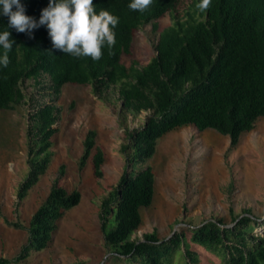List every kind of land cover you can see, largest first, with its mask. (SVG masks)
<instances>
[{
  "label": "trees",
  "instance_id": "obj_1",
  "mask_svg": "<svg viewBox=\"0 0 264 264\" xmlns=\"http://www.w3.org/2000/svg\"><path fill=\"white\" fill-rule=\"evenodd\" d=\"M179 1L153 0L147 10L139 12L128 7L132 0H93L97 14L103 9L119 17L111 54L105 46L98 61L54 49L46 25L30 34L10 28L0 6V33L9 31L14 41L9 65H0V110H13L26 102L30 108L26 130L30 170L17 197L22 202L51 166L63 87L89 85L101 100L117 88L121 118L126 119V113L148 115L141 127L125 130L121 152L126 165L101 206L105 243L116 259L127 264L182 260L183 264H200L198 254L190 249L195 245L222 264H264V221L258 223L249 212L234 217L231 227L221 221L192 227L189 242L183 233L160 240L156 232L132 240L142 223L141 208L153 203L155 174L148 161L165 134L188 125L199 131L213 129L229 137L234 148L243 133L264 119V0H211L203 12L196 7L200 0H192L183 15L172 14L171 25L159 32L155 56L147 64L132 62L126 67L122 63L123 54L130 53L134 31L152 24L157 32V21L173 13ZM20 3L38 23L49 0ZM3 52L0 46V57ZM26 82H32L29 93ZM96 139L97 132L90 130L80 170L91 159L94 177L100 180L105 154ZM64 175L62 166L45 202L30 219L26 244L13 260L0 257V264H22L44 250L65 212L80 204L79 190L69 192L60 185ZM112 217L114 226L108 229Z\"/></svg>",
  "mask_w": 264,
  "mask_h": 264
},
{
  "label": "rangeland",
  "instance_id": "obj_2",
  "mask_svg": "<svg viewBox=\"0 0 264 264\" xmlns=\"http://www.w3.org/2000/svg\"><path fill=\"white\" fill-rule=\"evenodd\" d=\"M191 2L180 0L173 13L157 21V32L152 24L135 30L130 53L123 54L122 63L126 67L132 62L147 64L155 56L159 32L171 25L172 14L183 15ZM25 88L31 92L32 82H26ZM116 90H109L101 100L89 85L63 87L51 166L22 202L17 194L30 170L26 136L30 108L26 102L13 110H0V257L13 260L26 244L30 219L45 202L64 166L60 185L69 192L79 190L81 202L58 221L48 246L22 264H127L116 259L105 243L101 206L126 165L121 152L125 130L141 127L148 113H126V119L121 118ZM90 130L97 132L96 146L105 154L100 180L94 177L91 159L80 170ZM148 164L155 174V195L150 207L141 208L142 223L132 240H143L144 235L156 232L160 240L183 233L189 242L190 228L210 221L231 227L233 218L246 212L258 223L264 221L263 118L253 130L241 135L234 148L229 137L213 129L199 131L191 125L177 128L158 141ZM113 226L112 217L108 229ZM190 249L198 254L200 264H222L204 248L191 245Z\"/></svg>",
  "mask_w": 264,
  "mask_h": 264
},
{
  "label": "clouds",
  "instance_id": "obj_3",
  "mask_svg": "<svg viewBox=\"0 0 264 264\" xmlns=\"http://www.w3.org/2000/svg\"><path fill=\"white\" fill-rule=\"evenodd\" d=\"M153 0H132L128 7L133 11L144 12L152 5ZM211 0H200L196 7L206 11ZM2 14L9 18V27L20 33L37 29L46 25L54 49L75 57H91L98 61L103 56V49H111L116 43L114 29L119 24V17L107 10L97 14L93 0H49L48 7L42 10L37 23L25 14V8L20 0H0ZM13 8L16 10L13 11ZM11 33H0V46L4 52L0 57V65L7 67L10 63L8 53L12 50L14 41Z\"/></svg>",
  "mask_w": 264,
  "mask_h": 264
}]
</instances>
